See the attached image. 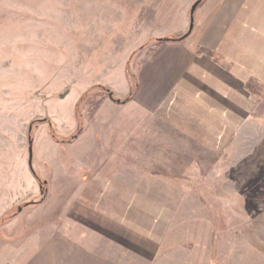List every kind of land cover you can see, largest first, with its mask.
Masks as SVG:
<instances>
[{
	"label": "rangeland",
	"instance_id": "rangeland-1",
	"mask_svg": "<svg viewBox=\"0 0 264 264\" xmlns=\"http://www.w3.org/2000/svg\"><path fill=\"white\" fill-rule=\"evenodd\" d=\"M198 1L0 0V264L45 239L42 220L65 218L88 169L104 165L168 201L170 237L153 264H264V86L248 85L254 106L227 144L196 139L193 118L186 132L173 115L169 131L154 128L147 72L134 100L150 40L184 14L191 26Z\"/></svg>",
	"mask_w": 264,
	"mask_h": 264
},
{
	"label": "crops",
	"instance_id": "crops-1",
	"mask_svg": "<svg viewBox=\"0 0 264 264\" xmlns=\"http://www.w3.org/2000/svg\"><path fill=\"white\" fill-rule=\"evenodd\" d=\"M194 14L186 38L157 42L189 31L190 17L184 14L183 24L150 40L134 100L147 72L151 94L144 108L154 113V128L169 131L173 115L179 117V130L186 132L184 120L193 118L200 126L196 139L227 144L235 137L236 124H244L254 106L248 84L264 86V0H203ZM127 86L131 90V82ZM165 135L162 138L169 140ZM88 171L84 197L70 202L65 218L52 216L50 223L44 218L41 225L50 226L46 238L35 239V244L25 241L19 262L14 258L6 264H140L139 257L153 264L159 259L171 229L166 197L125 184L118 168L104 165ZM23 229L20 242L30 233Z\"/></svg>",
	"mask_w": 264,
	"mask_h": 264
},
{
	"label": "trees",
	"instance_id": "trees-1",
	"mask_svg": "<svg viewBox=\"0 0 264 264\" xmlns=\"http://www.w3.org/2000/svg\"><path fill=\"white\" fill-rule=\"evenodd\" d=\"M203 0H201V2H202ZM200 2V3H201ZM187 35H185V36H183V37H181V38H173V37H164V38H159L158 39V41L159 42H166V41H178V40H182V39H184L185 37H186ZM249 85V84H248ZM110 96H111V98H113L114 100H116L117 102H124V101H122V100H120V99H117V98H115L114 96H113V92H111L110 91ZM125 101H128V100H125ZM35 172V171H34ZM35 174H36V172H35ZM36 176H37V178L39 179V181H40V183H41V186H42V188L44 189V191H43V199H45V197H46V195H47V181L46 180H42L41 178H40V176H38V174H36ZM39 203H42V201L40 200V201H38V202H28L25 206H28V205H37V204H39Z\"/></svg>",
	"mask_w": 264,
	"mask_h": 264
},
{
	"label": "water",
	"instance_id": "water-1",
	"mask_svg": "<svg viewBox=\"0 0 264 264\" xmlns=\"http://www.w3.org/2000/svg\"><path fill=\"white\" fill-rule=\"evenodd\" d=\"M200 2H201V0H199L198 2H196L193 5V7H192V15H193V18H192V23H191L190 30H189L190 32L193 30V27H194V13H195L198 5L200 4ZM32 158H33V146H32V142H31V146H30V164H31V167L33 166V164H32ZM18 210H19V212H21L23 210V206H20Z\"/></svg>",
	"mask_w": 264,
	"mask_h": 264
}]
</instances>
